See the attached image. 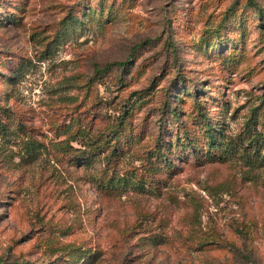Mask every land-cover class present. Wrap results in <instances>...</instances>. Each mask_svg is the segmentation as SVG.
<instances>
[{
	"label": "rangeland",
	"instance_id": "rangeland-1",
	"mask_svg": "<svg viewBox=\"0 0 264 264\" xmlns=\"http://www.w3.org/2000/svg\"><path fill=\"white\" fill-rule=\"evenodd\" d=\"M0 261L264 264V0H0Z\"/></svg>",
	"mask_w": 264,
	"mask_h": 264
},
{
	"label": "trees",
	"instance_id": "trees-1",
	"mask_svg": "<svg viewBox=\"0 0 264 264\" xmlns=\"http://www.w3.org/2000/svg\"><path fill=\"white\" fill-rule=\"evenodd\" d=\"M258 13H259V11H257ZM118 65H122V64H118ZM0 263H1V261H0Z\"/></svg>",
	"mask_w": 264,
	"mask_h": 264
}]
</instances>
